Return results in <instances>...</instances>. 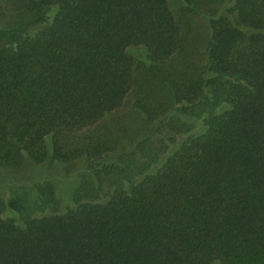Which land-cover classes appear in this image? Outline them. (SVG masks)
<instances>
[{
	"label": "trees",
	"instance_id": "16d2710c",
	"mask_svg": "<svg viewBox=\"0 0 264 264\" xmlns=\"http://www.w3.org/2000/svg\"><path fill=\"white\" fill-rule=\"evenodd\" d=\"M216 1L0 0V167L86 169L65 205L0 200V264H264V0L195 61Z\"/></svg>",
	"mask_w": 264,
	"mask_h": 264
},
{
	"label": "rangeland",
	"instance_id": "374dc122",
	"mask_svg": "<svg viewBox=\"0 0 264 264\" xmlns=\"http://www.w3.org/2000/svg\"><path fill=\"white\" fill-rule=\"evenodd\" d=\"M232 0H219L209 4L208 8L202 9L200 13L188 17L190 27V51L195 61H202L204 48L210 36L209 19L212 15L225 7H229ZM175 15H182V0H169ZM181 18V17H180ZM136 52L144 54L143 48L135 49ZM131 94L125 100L121 111L129 108ZM86 173L83 161L76 164L69 172H66L62 164L57 162H43L40 164L27 163L17 169H6L0 167V200L8 202L15 198L23 200L21 215L33 214L35 202L39 195L41 185L51 184L56 199L60 204L69 202L71 195L79 186L82 176ZM211 264H219L217 262Z\"/></svg>",
	"mask_w": 264,
	"mask_h": 264
}]
</instances>
